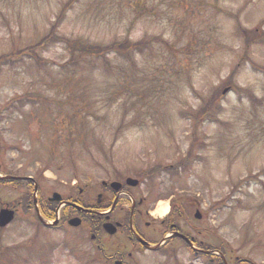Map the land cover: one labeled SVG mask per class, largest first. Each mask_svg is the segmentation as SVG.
I'll list each match as a JSON object with an SVG mask.
<instances>
[{"label":"rangeland","instance_id":"1","mask_svg":"<svg viewBox=\"0 0 264 264\" xmlns=\"http://www.w3.org/2000/svg\"><path fill=\"white\" fill-rule=\"evenodd\" d=\"M67 1L0 0V57L37 44ZM56 33L102 44L151 41L135 54V68L122 58L104 70L87 57L64 68L71 52L62 41L37 49L42 66L27 52L0 64L3 172L43 177L61 193L72 181L78 191L136 177L152 209L185 203L181 228L224 245L230 264H264V0H76ZM192 147L190 166L170 168ZM20 189L0 185V208L16 203ZM17 214L0 231L1 264H45L38 256L49 254L47 264H103L88 260L87 226L41 228L31 241L36 226L27 217L36 222ZM211 262L194 259L179 239L137 259Z\"/></svg>","mask_w":264,"mask_h":264},{"label":"flooded vegetation","instance_id":"2","mask_svg":"<svg viewBox=\"0 0 264 264\" xmlns=\"http://www.w3.org/2000/svg\"><path fill=\"white\" fill-rule=\"evenodd\" d=\"M71 188L74 189L75 187L71 186ZM53 193L54 190L51 189V186L46 183H39L38 203L42 214H50L51 210L54 209V205L57 207L58 204L50 200ZM94 195L95 200L93 202L84 204L80 201L83 196V188L79 189L77 195L71 198L69 197V199L72 202H77L83 204L85 207L91 208L94 212L82 213L70 207V214H73L72 216L81 217L83 219L81 225H85V222L91 219V228L95 230L92 234L96 237L105 231V222L111 221L112 223L118 224L117 231L114 235L120 234L125 240L127 238L128 242L117 241L115 245L112 246V252L109 255L112 264H132L135 255H145L146 253L156 251L143 245L139 237L153 245L161 243V246L157 249L158 252L165 251L175 239H181L179 236L173 237L170 235L171 232L174 231L182 232L179 226H174L176 223L170 222L168 218H159L156 216L152 212L153 201L148 199V197L139 195L131 183H129V189L122 187L118 191L104 184L102 188H94L92 195L85 198L91 200ZM90 200H88V202H90ZM31 201L32 199L28 200L29 207L32 205V203H30ZM85 218L87 220H84ZM66 219L68 218L63 215L59 223L66 221ZM187 236L191 239L196 249H194L189 242L186 240L184 241L194 250V254L198 256L202 253V251L199 250L202 248L198 247L196 236L192 234ZM166 237L167 239L164 241ZM97 247L104 251L106 249V246L102 245V243H98Z\"/></svg>","mask_w":264,"mask_h":264},{"label":"trees","instance_id":"3","mask_svg":"<svg viewBox=\"0 0 264 264\" xmlns=\"http://www.w3.org/2000/svg\"><path fill=\"white\" fill-rule=\"evenodd\" d=\"M76 0H68L62 9L61 14L59 17L54 21V25L52 27V31L45 35L37 44L33 46H28L26 50L18 51L19 55L22 52H27L29 54H34L36 57V60L39 61V66H42L44 61H40L41 59L40 53L37 52V49L39 47L44 46H52L55 44H58V41H62L67 44L71 56L69 60L65 63L64 68H70L71 66H75L80 58L87 57L91 58L96 64L98 61L100 62V67H103L104 70H111L113 68L114 61H122V58L125 60V64L129 66V63L132 65L133 68H135L137 65H135V54L136 53H143L145 51V48L148 47L150 44L151 39L145 38L142 40H139L137 42H134L129 37H125L123 39H116L109 43L102 44L101 42H90V41H84L82 39H75L72 40L68 37H61L57 35L56 33V27L58 24H60L64 14L66 13V10L68 7L74 3ZM141 7L143 6L142 3L139 4ZM113 55V57H112ZM6 61V64L13 61L12 55H4L0 57V64L4 63ZM116 64V63H115ZM117 66V64H116ZM133 70V69H132ZM31 96V95H30ZM37 98V97H35ZM22 103L19 105H16L17 108L22 107ZM85 126L82 125V130L80 131L82 134H87V128L86 123ZM73 125V124H72ZM71 125V126H72ZM53 126V124H52ZM55 132V131H54ZM188 160H191V156H188ZM185 162H181V164H184ZM157 172L159 171V168L157 167ZM159 173V172H158ZM2 247V246H1ZM1 250V248H0ZM3 253V250H1V254Z\"/></svg>","mask_w":264,"mask_h":264},{"label":"water","instance_id":"4","mask_svg":"<svg viewBox=\"0 0 264 264\" xmlns=\"http://www.w3.org/2000/svg\"><path fill=\"white\" fill-rule=\"evenodd\" d=\"M129 181H133V182L137 183V180H134V179H128V182ZM116 184H117L116 182L112 183V185H116ZM13 218H14V211L13 210L2 209L1 212H0V225L1 226L7 225L8 223H10L12 221ZM79 222L80 221L77 218L72 219L70 221V223L73 224V225H78Z\"/></svg>","mask_w":264,"mask_h":264},{"label":"bare ground","instance_id":"5","mask_svg":"<svg viewBox=\"0 0 264 264\" xmlns=\"http://www.w3.org/2000/svg\"><path fill=\"white\" fill-rule=\"evenodd\" d=\"M168 211V207L166 204L164 205H161L159 208H158V213H161L162 215L166 214Z\"/></svg>","mask_w":264,"mask_h":264}]
</instances>
